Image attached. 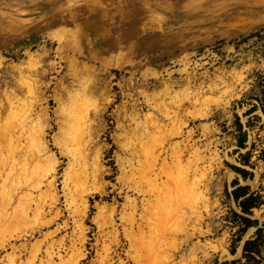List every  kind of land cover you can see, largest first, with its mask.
<instances>
[{
  "label": "rangeland",
  "instance_id": "374dc122",
  "mask_svg": "<svg viewBox=\"0 0 264 264\" xmlns=\"http://www.w3.org/2000/svg\"><path fill=\"white\" fill-rule=\"evenodd\" d=\"M263 81L264 0H0L2 196L15 188L17 199L31 182L18 169L32 124L46 127L57 160V202L47 181L30 190L43 215L32 202L24 228H1L0 264H47L50 244L63 264H264ZM76 105L91 132L80 150L62 130ZM239 186L261 195L251 214L233 198ZM236 214L257 224L241 232ZM258 228L259 253L244 257Z\"/></svg>",
  "mask_w": 264,
  "mask_h": 264
},
{
  "label": "bare ground",
  "instance_id": "6f19581e",
  "mask_svg": "<svg viewBox=\"0 0 264 264\" xmlns=\"http://www.w3.org/2000/svg\"><path fill=\"white\" fill-rule=\"evenodd\" d=\"M34 67V66H33ZM21 69V68H20ZM18 72H19V70H18ZM27 78V77H26ZM24 81H25V79H24ZM28 81V80H27ZM30 81V80H29ZM212 85V84H211ZM26 87H28V86H26ZM30 87V86H29ZM28 87V88H29ZM210 87H212V89H215V88H217L216 87V85H213V86H210ZM83 88V87H82ZM31 89V88H30ZM81 89V88H80ZM218 89V88H217ZM216 90V89H215ZM84 93H85V91H84ZM85 96H86V94H85ZM74 98L75 97H77V95L76 96H73ZM88 97V96H87ZM86 98V97H85ZM8 99H9V97H8ZM11 99V98H10ZM74 101H76V100H74ZM78 101V100H77ZM87 105V104H86ZM30 106V105H29ZM32 107V106H31ZM31 107H28V108H31ZM82 106H75V108L73 107L72 108V111H75L74 112V117L72 118L73 119V121L72 122H70V124H69V126H68V128L67 129H62L63 130V133H65V134H67V135H69V137L73 140V142H74V144L76 145V149L77 150H80V149H82L81 148V146H83L84 147V145H85V143H86V141L88 142V139L86 140L85 139V137H86V135H88V134H90V133H88L87 134V131L89 130V126H87V124H88V122H87V124L85 123V121H84V119H86V117L85 118H83V116L85 115L84 114V112H83V110L84 111H86L83 107L81 108ZM27 111H30V110H27ZM29 113V112H28ZM84 114V115H83ZM29 115V114H28ZM166 115H169L168 113H166ZM86 116H87V114H86ZM24 119V118H23ZM71 120V119H70ZM20 121V120H19ZM89 121V120H88ZM31 123V122H30ZM37 123V122H36ZM10 125V124H9ZM16 125V124H15ZM14 124H13V126H15ZM18 125V124H17ZM32 126V127H31ZM30 127L31 128H29L30 130H31V132H29L30 133V135L28 136V137H30V145L28 144V146H29V151L28 152H25L24 153V159H23V162L21 163V165L19 166V169H18V175L19 174H26V176H27V173L29 174V176H30V173L29 172H31V176L32 177H29V178H31V182H30V184H28L27 185V187L24 189L25 191L17 198V199H13L12 197L13 196H11V194L12 195H15L16 193H15V190H13V189H15V188H10L8 191V193L10 194V195H7L8 193L7 192H5L6 193V195H4V192H3V195L4 196H2V194H1V192H0V196H2L1 198V200H0V230H1V228H8V227H10V226H19L18 228H21V226H23V228L25 227V224L28 222V219H29V216H30V213L32 214V211H33V213H34V215H37V216H39V215H41L42 214V210H44L43 209V206H44V204H43V200H40V201H37L36 199H35V197H33L32 196V192L30 191V190H32L33 188H35V187H41V185H44L43 183H44V181H47L46 182V185H45V187H46V190H44L43 192H45V193H47V192H50L49 193V197L52 199V201H53V199L54 200H56V202H57V199H56V194H55V174H56V164H57V160L54 158V156H53V154H51V153H49V150H48V145H47V142H46V140H45V131H46V127L44 126V125H40L39 123H37L36 125H31ZM89 127V128H88ZM3 128H5V127H3ZM15 128V127H14ZM13 128V129H14ZM88 129V130H87ZM1 130V129H0ZM11 131H12V128H11ZM10 131V132H11ZM28 131V130H27ZM7 132V131H6ZM9 132V133H10ZM3 134V133H2ZM1 137H3L2 135H0ZM9 136V135H8ZM7 136V137H8ZM22 136V135H21ZM20 137V136H19ZM11 138V137H10ZM4 139V138H3ZM12 139V138H11ZM26 139V138H25ZM9 140V139H8ZM29 140V139H28ZM24 141H26V140H24ZM27 142V141H26ZM87 144V143H86ZM12 145V144H11ZM89 145V144H88ZM7 146V145H6ZM16 148H18L17 146H15ZM5 148V147H4ZM74 148V147H73ZM15 149V148H14ZM11 152V159H10V161H8L10 164V166H11V168L13 169V167H16V164L14 163V159H13V154H14V150H10ZM27 151V150H26ZM7 153V152H6ZM149 154V153H148ZM151 154V153H150ZM151 155H154V154H151ZM150 155V156H151ZM98 157L99 156H95V166H96V170L94 171L95 172V176L96 175H100L101 174V169H100V164L98 163L99 161V159H98ZM153 159H155L156 160V156L154 155V156H151ZM201 159V158H200ZM2 161V160H1ZM174 161L176 162L175 164H177V166H180V155H178V156H176L175 158H174ZM34 163V164H32L33 165V168L31 167L32 165H31V163ZM85 162V161H84ZM152 163V162H151ZM30 165V166H29ZM153 165V164H152ZM10 166H9V168H10ZM29 166V167H28ZM32 168V169H31ZM71 168V167H70ZM74 169V168H73ZM79 169V168H78ZM10 171H14V170H11V169H9ZM69 170H71V169H69ZM68 170V171H69ZM16 171H17V167H16ZM73 170H71V172H72ZM78 171H80V170H78ZM78 171H76V172H78ZM84 171V170H83ZM78 172L80 175V177H82V176H84L85 175V173L84 172ZM151 171V170H150ZM152 171H153V169H152ZM181 171V170H180ZM186 171V170H185ZM70 172V171H69ZM71 172H70V174H71ZM78 173L77 174H75V175H78ZM183 173V172H182ZM67 174H69L68 172H67ZM152 175V174H151ZM16 176H17V172H16ZM67 176V175H66ZM78 176V177H79ZM86 176V175H85ZM1 177V176H0ZM49 177H51L50 179H48ZM183 177V178H182ZM182 177H179V180H177V184H178V186L179 187H182V188H184L185 189V187L187 186V180H188V178H186V176H184V174H183V176ZM188 177V176H187ZM67 178H69V177H67ZM74 178H77V177H74ZM86 178V177H85ZM24 179V178H23ZM57 179V178H56ZM77 180V179H76ZM78 181H80V180H78ZM193 183L192 184H190V186L188 187V188H190V189H192V192H193V196H196V197H198V195H200V194H202V191L200 190V183H199V181L197 182V181H195L194 179H193ZM14 181L12 180V183H13ZM18 182H19V180H18ZM25 182H26V180H25ZM65 183H67V180L66 181H64ZM75 182V181H74ZM149 182H150V185H152V186H155V185H157V183H156V178H154V177H152V178H150V180H149ZM17 183V182H16ZM76 183V182H75ZM12 185H14V184H12ZM68 186V185H67ZM75 186V185H74ZM78 186V185H77ZM81 186V185H80ZM12 187H16L15 185L14 186H12ZM1 188V187H0ZM11 189H12V191H11ZM13 192V193H15V194H13V193H11V192ZM69 191V190H68ZM88 192V191H87ZM187 192V191H186ZM85 194V193H84ZM83 195V194H82ZM88 195V194H87ZM18 196V195H17ZM80 196V195H79ZM77 198V197H76ZM80 199L82 200V203L85 205L86 204V196H82V197H80ZM76 200V199H75ZM51 201V200H50ZM169 201H171L170 199H169ZM178 201V200H177ZM190 201V203H191V206H189L188 208H190V211H189V213H190V215H192V214H195L196 215V217L199 219L200 217H201V215H200V211H198V210H196L195 208V202L193 201V200H189ZM188 201V202H189ZM34 203L35 205H34V207H33V209H32V211H31V203ZM55 202V203H56ZM132 202V201H131ZM184 202V201H183ZM187 202V203H188ZM16 203V204H15ZM76 204H79V203H81V201L80 202H75ZM14 204V205H13ZM50 204V203H49ZM76 204H75V207H76ZM172 205H174L173 204V202H170V203H168L167 204V212L169 213V211H170V209L172 208ZM13 206H18L19 207V210H17L18 211V214H16V216H13L12 218H10L11 216V211H9V209H12V211H16V209L15 208H12ZM132 206V205H131ZM82 207H83V205H82ZM81 207V208H82ZM85 207H86V205H85ZM175 207H177L176 205H175ZM81 208L79 207V209L81 210ZM84 208V207H83ZM13 209H15V210H13ZM77 209V208H76ZM59 210V209H58ZM58 210H57V213H58ZM75 211V210H74ZM76 212V211H75ZM79 212V211H78ZM77 212V213H78ZM84 212H85V208L82 210V214H84ZM103 212V211H102ZM166 212V213H167ZM181 212V211H180ZM55 213V212H54ZM57 213L56 214H54L55 216L57 215ZM183 213H186V212H183ZM43 215V214H42ZM58 215H60V214H58ZM183 215V214H182ZM189 215V216H190ZM57 217V216H56ZM82 217V216H81ZM176 217V216H175ZM31 218H33L34 219V217L32 216ZM30 218V219H31ZM53 218V217H52ZM35 219H36V217H35ZM82 219V218H81ZM80 219V220H81ZM50 220L51 219H48V223L50 224ZM77 220V219H76ZM46 221V220H45ZM52 221V220H51ZM82 221V220H81ZM111 221V220H110ZM29 222H30V220H29ZM112 222V221H111ZM42 223V222H41ZM44 223H46V222H44ZM44 223H42V224H44ZM48 223H46V224H48ZM64 223V222H63ZM36 224V223H35ZM48 224V225H49ZM80 224V223H79ZM45 225V224H44ZM105 225V224H104ZM36 226V225H35ZM15 228V227H14ZM34 228V227H33ZM32 228V229H33ZM42 228V227H41ZM80 229L82 228H84V227H79ZM113 228H115V227H113ZM112 228V229H113ZM9 229V228H8ZM10 229H11V227H10ZM9 229V230H10ZM22 229V228H21ZM31 229V231H33ZM35 229V228H34ZM26 230V229H25ZM41 230V229H40ZM56 230V229H55ZM2 231V230H1ZM11 231H12V229H11ZM57 231V230H56ZM116 231V230H115ZM3 232H4V230H3ZM52 232V231H51ZM50 232V233H51ZM55 232V231H54ZM53 232V233H54ZM79 232H81L80 230H79ZM4 233H7L6 231L4 232ZM8 233H9V231H8ZM32 233V232H31ZM28 234V233H27ZM78 234H82V233H78ZM2 235H4V234H2ZM2 235H0L1 237H2ZM12 236V235H11ZM45 236V235H44ZM51 236H52V233H51ZM9 238H10V234H9V236H8ZM13 237V236H12ZM16 237H19V235L18 236H16ZM46 237V236H45ZM78 237V236H77ZM79 237H82V239H83V237H84V235L82 234L81 236L79 235ZM113 237V236H112ZM115 238V237H114ZM113 238V239H114ZM3 239H4V237H3ZM73 240V239H72ZM83 240H85V239H83ZM83 240L81 241V242H83ZM3 241V240H2ZM1 241V242H2ZM9 241V240H8ZM80 242V243H81ZM3 243H4V241H3ZM3 243H2V246H3ZM5 243H6V240H5ZM39 243V242H38ZM61 243V242H60ZM59 243V244H60ZM14 244V243H13ZM0 245H1V243H0ZM51 245V244H50ZM49 245V247H48V250H46L45 252L47 253V257H48V259H44V260H47L48 262H47V264H55L56 262H55V251L53 250V245H51L50 246ZM15 246V245H14ZM48 246V245H47ZM1 247V246H0ZM4 247V246H3ZM33 247V246H32ZM14 248V247H13ZM22 248V247H21ZM35 248H36V246H35ZM39 248V247H38ZM57 249V248H56ZM39 250H40V248H39ZM21 251V250H20ZM77 251V250H76ZM36 252H38L37 250L33 253V254H35ZM45 253V254H46ZM56 253H58V252H56ZM76 253V252H75ZM33 254H32V256H33ZM60 254V253H59ZM58 255V254H57ZM74 255V254H73ZM77 255V254H76ZM79 255V254H78ZM81 255V254H80ZM83 255V254H82ZM9 256V255H8ZM11 256V255H10ZM35 256V255H34ZM59 256V255H58ZM57 256V257H58ZM7 257V256H6ZM46 257V258H47ZM71 257V256H70ZM73 257V256H72ZM71 257V258H72ZM35 258H37V257H35ZM71 258L69 259V260H71ZM73 258H75V257H73ZM10 260L12 259L11 257L9 258ZM32 259H34V257H32ZM41 259V258H40ZM40 259H38L39 261H41ZM76 259V258H75ZM35 260V259H34ZM61 260V259H60ZM74 260V259H73ZM7 261V260H6ZM13 261V260H12ZM12 261H7V262H11L12 263ZM31 261V260H30ZM29 260H28V262H30ZM32 262V261H31ZM45 262V261H44ZM64 262V261H63ZM68 262V261H67ZM14 263V262H13ZM19 263H21V262H19ZM25 263H27V261L25 262ZM40 263V262H39ZM42 263V262H41ZM69 263H70V261H69ZM101 263V262H100ZM6 264V263H5ZM10 264V263H9ZM22 264V263H21ZM43 264V263H42ZM46 264V263H45ZM56 264H63L62 263V261H60V262H57ZM67 264V263H66ZM72 264H76V262H73ZM121 264V263H120Z\"/></svg>",
  "mask_w": 264,
  "mask_h": 264
},
{
  "label": "trees",
  "instance_id": "16d2710c",
  "mask_svg": "<svg viewBox=\"0 0 264 264\" xmlns=\"http://www.w3.org/2000/svg\"><path fill=\"white\" fill-rule=\"evenodd\" d=\"M261 93L262 96L258 99L259 101L264 105V81L261 84ZM256 105H253V107H251L248 111L251 112L253 110H255ZM262 112L264 114V106L262 107ZM238 130H240V135L238 137V146L240 148L244 147V143L246 141V131L242 130V124L240 122H238ZM241 172H243V177L244 174L247 172L244 169H241ZM247 187H243V186H239L237 187L235 190H233V198L237 204V206L240 208L242 213L245 214H251V208L253 207H259L262 203V199H261V195L259 193H254L251 192L249 193L247 190ZM242 221V228H241V232L245 231L247 229V227L249 226H253L257 224V220L256 219H250L249 217H246L244 215H239L236 214ZM260 232V228L257 229L256 231V236L252 239H248L245 241L244 246H243V256L246 257H253V253H259V234ZM233 251V249H232ZM235 261H232L230 264H234ZM223 264H227V263H223Z\"/></svg>",
  "mask_w": 264,
  "mask_h": 264
}]
</instances>
